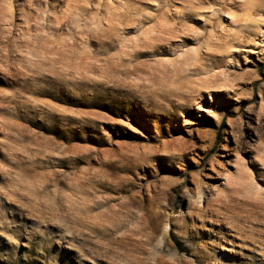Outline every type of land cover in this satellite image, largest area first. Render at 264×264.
<instances>
[{
    "label": "rangeland",
    "instance_id": "obj_1",
    "mask_svg": "<svg viewBox=\"0 0 264 264\" xmlns=\"http://www.w3.org/2000/svg\"><path fill=\"white\" fill-rule=\"evenodd\" d=\"M0 264H264V0H0Z\"/></svg>",
    "mask_w": 264,
    "mask_h": 264
},
{
    "label": "bare ground",
    "instance_id": "obj_2",
    "mask_svg": "<svg viewBox=\"0 0 264 264\" xmlns=\"http://www.w3.org/2000/svg\"><path fill=\"white\" fill-rule=\"evenodd\" d=\"M33 1H34V2H37V0H33ZM64 1H65V3H66L67 0H58V2H61V3L64 2Z\"/></svg>",
    "mask_w": 264,
    "mask_h": 264
},
{
    "label": "trees",
    "instance_id": "obj_3",
    "mask_svg": "<svg viewBox=\"0 0 264 264\" xmlns=\"http://www.w3.org/2000/svg\"><path fill=\"white\" fill-rule=\"evenodd\" d=\"M177 247H178L181 251H183V250H182V246H181V244H177Z\"/></svg>",
    "mask_w": 264,
    "mask_h": 264
}]
</instances>
